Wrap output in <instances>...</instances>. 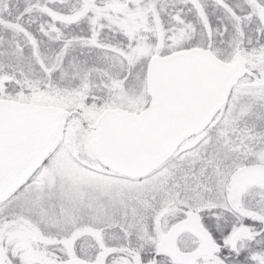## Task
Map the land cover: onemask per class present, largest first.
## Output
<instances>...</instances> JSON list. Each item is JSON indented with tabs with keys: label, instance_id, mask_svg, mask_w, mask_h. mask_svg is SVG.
<instances>
[{
	"label": "snow or ice",
	"instance_id": "1",
	"mask_svg": "<svg viewBox=\"0 0 264 264\" xmlns=\"http://www.w3.org/2000/svg\"><path fill=\"white\" fill-rule=\"evenodd\" d=\"M0 264H264V0H0Z\"/></svg>",
	"mask_w": 264,
	"mask_h": 264
}]
</instances>
